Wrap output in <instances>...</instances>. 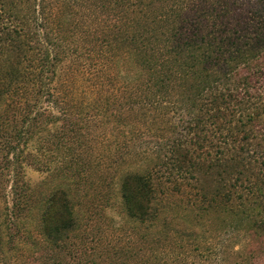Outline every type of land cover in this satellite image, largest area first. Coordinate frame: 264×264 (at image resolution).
Wrapping results in <instances>:
<instances>
[{
    "label": "rangeland",
    "instance_id": "1",
    "mask_svg": "<svg viewBox=\"0 0 264 264\" xmlns=\"http://www.w3.org/2000/svg\"><path fill=\"white\" fill-rule=\"evenodd\" d=\"M146 8V0H0V31L14 34L22 50L17 71L9 73L11 37L0 32V90L8 88L0 102V209L23 208L12 225L16 242L22 221L34 233L39 202L51 188L68 191L78 216L67 242L72 264H239L245 231L222 234V256L207 257L205 238L197 244L180 239L162 222L155 230L154 218L139 222L127 215L120 198L122 172L146 170L155 206L169 212L168 221L205 237L222 218L183 194L163 197L157 189L165 181L160 164L170 155L168 143L184 132L186 115L169 104L156 117L142 96L141 73L129 75L132 66L143 68L141 53L129 52L138 45L127 37L144 29ZM188 52L172 72L170 101L186 100L205 84V70ZM253 243L260 251L251 264H264V236ZM28 246L13 250L22 264ZM51 252H38L33 262L49 264Z\"/></svg>",
    "mask_w": 264,
    "mask_h": 264
},
{
    "label": "trees",
    "instance_id": "2",
    "mask_svg": "<svg viewBox=\"0 0 264 264\" xmlns=\"http://www.w3.org/2000/svg\"><path fill=\"white\" fill-rule=\"evenodd\" d=\"M146 6L144 29L127 37L138 45L129 52L141 53L143 68L132 66L129 75L139 78L141 73L142 96L156 117L169 111V104L186 115L184 132L168 143L170 155L160 164L165 181L157 189L163 197L183 194L187 203L205 209L213 219L222 218L205 237L204 232L176 226L171 217L168 221L169 212L161 213L155 206V184L146 170L120 175L124 209L139 222L154 218L155 230L159 222L168 225L180 239L197 244L205 238L207 257L213 252L215 258L222 256V234L243 230L248 240L239 264H251L260 251L253 240L264 236V0H146ZM0 32L10 35L4 28ZM13 36L8 46L13 53L7 67L11 74L17 71L22 52L19 39ZM189 50L205 70V84L186 100L178 95L170 101L172 72ZM45 58L50 61L48 51ZM4 87L0 102L8 92ZM197 87L194 83L193 88ZM39 203L34 233L29 222L22 221L21 228L16 226L21 234L16 242L12 225L23 208L17 204L13 211L0 209V264H22L13 250L24 242L31 254L23 264H35L37 253L45 251L53 253L47 256L49 264H72L67 261L72 258L67 256V242L78 216L68 191L51 188Z\"/></svg>",
    "mask_w": 264,
    "mask_h": 264
}]
</instances>
